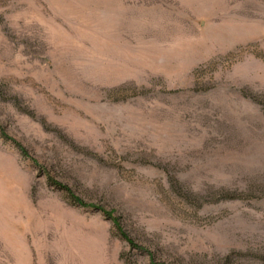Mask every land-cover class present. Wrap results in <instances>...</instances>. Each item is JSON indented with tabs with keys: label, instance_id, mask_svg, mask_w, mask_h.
<instances>
[{
	"label": "rangeland",
	"instance_id": "374dc122",
	"mask_svg": "<svg viewBox=\"0 0 264 264\" xmlns=\"http://www.w3.org/2000/svg\"><path fill=\"white\" fill-rule=\"evenodd\" d=\"M0 264H264V0H0Z\"/></svg>",
	"mask_w": 264,
	"mask_h": 264
}]
</instances>
